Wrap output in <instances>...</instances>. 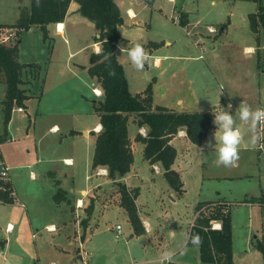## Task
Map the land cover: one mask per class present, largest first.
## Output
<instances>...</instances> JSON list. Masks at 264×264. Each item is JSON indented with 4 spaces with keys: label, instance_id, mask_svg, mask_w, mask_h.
I'll return each mask as SVG.
<instances>
[{
    "label": "rangeland",
    "instance_id": "1",
    "mask_svg": "<svg viewBox=\"0 0 264 264\" xmlns=\"http://www.w3.org/2000/svg\"><path fill=\"white\" fill-rule=\"evenodd\" d=\"M262 2L264 4V0ZM29 3L30 0H0V24L15 23L20 11L28 7ZM176 4L177 6L183 4L194 10L198 7V11L191 14L194 19L198 17L204 22L221 21L220 26L229 20L232 23L225 30L217 23H213V32L206 30L197 37L194 33L186 34L177 24L174 2L153 0L151 6L142 3L137 8V1H134L131 6L136 10L140 8V17L148 20L150 27L144 30L125 27L124 32L135 40L148 42L143 46L149 51L153 45L149 40L157 41L160 44L155 52L167 57L160 68L154 67L150 57L144 68L138 69L131 62L127 51L120 48L124 46L127 48L126 43L119 41L117 60L123 62L130 92L132 94L142 92L154 79L153 105H165L175 111L204 112L208 111L206 105L210 107L214 106L213 104H218L216 108L220 110L221 107L229 106L227 95L238 101L234 105L235 108L229 110L234 116L235 114L238 116L240 105L247 104L252 109L259 108L260 105L264 107V31L260 28L258 33L251 32L247 17L248 13L256 11L257 4L249 0H177ZM126 6L128 3L122 6L123 11ZM156 13L160 15L158 20L155 19ZM16 31L10 27L0 28V42L14 44L20 41L18 44L20 61L36 63L39 69L26 67L23 70L20 87L24 89L29 99L25 100L26 109L23 108V111H18L16 106L13 107L7 133H4L2 112L5 83L3 80L0 81V141L4 140L0 150L10 166L9 178L15 194L12 203H0V264H31L36 254L41 260L48 261L49 258H54L51 246L53 242H58L62 248L70 252L73 249L67 245V240L59 237L58 231H48L44 227V223L49 220L48 217L54 220L55 213L51 204L52 198L48 194L52 183L49 185V181L40 175L44 169L46 171L48 167L54 168L56 173L54 177H50V182L52 179H59L58 186H63L68 191L73 189L75 196L81 195L80 186L86 187L90 182L99 180L105 188L98 187L94 192L95 196L99 199L102 198L101 194L112 196L111 198L103 196L107 197V203L112 205L115 201L121 200L120 183H123L112 181L111 184L110 178L99 172L95 176L90 165L86 171L87 155L90 159L95 135L89 133V137H84L83 134L63 137L66 134L65 128L82 130L85 127L91 128L99 121L94 106H97L102 94L95 93L94 80L85 69L80 68L74 77L73 72L64 65V60L61 59L63 55L59 61H55L56 64L49 74L47 68L50 59L46 51L49 39L43 42L41 32L37 28L22 30L19 34H15ZM198 38L201 41L200 48L196 44ZM93 39L91 38L89 42L92 43ZM166 41L171 44H167ZM248 46L252 47L253 51H247ZM199 49L202 51V58H198ZM91 50L92 46H89L76 55L80 65L88 64V54ZM59 65L62 70L60 72ZM44 78L46 86L44 83L45 87H42ZM166 90L169 93H166ZM40 96H42L40 103L51 109L45 115L39 110ZM134 119V115L130 116L128 123L131 144L137 134ZM50 121L60 126L59 132L47 131ZM249 123L251 124L250 121ZM243 125V121L234 120L233 128L240 127L242 141L238 149V159L228 166L216 163V151L202 152L189 142L191 149L187 153L185 140L179 141V158L175 168L180 170L184 182L185 190L182 194L175 192L163 172L157 173L155 168L152 169L150 163L143 157V144L139 141L135 143L133 171L129 177H125L131 187L125 186L128 189L138 187L139 192L135 201L141 203L142 209L150 214V219L154 221L162 235V241H168L170 253L175 251L174 257L171 258L172 264L173 262L200 264L198 246L186 244L187 231L194 218L196 204L199 201L215 200H225L231 205L233 264H264V255L253 246L257 239L264 244V227L261 225L264 224V217L258 215L256 221L252 220L247 226L248 212L245 208L247 203L244 201L251 202L260 193L258 177L250 175L256 162L261 166L264 164V153L259 152L260 156L258 155L257 135L254 138ZM258 126L259 122L254 128L257 129L256 133ZM213 138L219 139V125L210 132L207 141ZM244 143L248 146L254 143V146L247 147L250 150L242 149ZM63 156H71L74 159V166L64 165ZM76 156L82 165L78 170H75ZM30 171L36 173V179L30 178ZM88 172L92 176V181L84 179L85 173ZM240 174L242 176L237 177ZM262 184L264 185L263 177ZM169 194L175 200H172ZM53 201L56 203L55 199ZM71 201V198L67 200L66 205ZM72 207L74 206H68V210L74 213V210L70 209ZM120 207L111 206L100 213L97 206L94 217L98 222L95 228L99 236L95 240L105 238L111 247L122 244V248L125 249L126 243L131 241L127 239L128 214L126 210L121 212L123 207ZM136 207L139 215V211L142 213V210L137 204ZM27 214L30 215L31 224ZM8 222L12 223L11 226ZM116 224L122 226L123 234L119 237H115ZM170 230L174 231L175 235L170 237ZM108 247L109 245L105 247L107 252ZM120 249L118 253L122 256ZM108 258L112 262L114 255L109 254Z\"/></svg>",
    "mask_w": 264,
    "mask_h": 264
},
{
    "label": "trees",
    "instance_id": "2",
    "mask_svg": "<svg viewBox=\"0 0 264 264\" xmlns=\"http://www.w3.org/2000/svg\"><path fill=\"white\" fill-rule=\"evenodd\" d=\"M76 1L82 16L91 20L97 31L96 42L100 43V51L92 53L89 58L87 72L98 83L102 96L94 106L99 116L100 130L95 135L91 166H103L107 176L115 181L130 170L133 162V152L129 139L128 123L130 116L138 126H146V135L137 133L135 141L143 144V157L150 163H160L163 174L169 184L178 193L182 192V182L179 177L171 175V169L177 151L170 140L180 129H184L188 139L200 145L212 127L214 113L211 111L188 112L175 111L162 105H153L152 82L136 94L129 90L123 66L117 60L116 48L120 39L119 26L123 19L119 7L114 0H30L29 6L20 11L18 20L11 24H0V28H15V34L38 26L43 40L48 38L46 25L63 21L69 4ZM151 3L153 0H145ZM236 1V0H234ZM257 4L255 12L248 13L251 32L264 31V4L262 0H249ZM182 12L178 23L187 24V18ZM229 21L221 24L225 28ZM156 48L160 43H152ZM26 67H36V63H25L19 59L18 43L5 44L0 42V81L5 83V94L2 100L4 133L11 118L13 107L25 108L28 99L23 88L22 72ZM44 79L42 81L43 85ZM41 85V86H42ZM70 134H76L71 130ZM3 141V140H2ZM0 141V142H2ZM1 159V155H0ZM119 184V181H117ZM121 186L120 205L126 210L134 233L141 234L144 226L139 218L135 199L138 187L128 189L124 183ZM60 193V191H57ZM15 200L13 188L8 179L0 175V203H12ZM55 200H58L55 197ZM249 201V200H244ZM251 201V200H250ZM264 209V195L258 199ZM230 203L225 200L199 201L194 210L193 222L188 231L187 243H191L193 234H198L201 242L199 258L201 264H233L232 220ZM92 204L87 207L90 213ZM217 221L219 228H212L211 222ZM253 246L264 255V244L257 239Z\"/></svg>",
    "mask_w": 264,
    "mask_h": 264
},
{
    "label": "crops",
    "instance_id": "3",
    "mask_svg": "<svg viewBox=\"0 0 264 264\" xmlns=\"http://www.w3.org/2000/svg\"><path fill=\"white\" fill-rule=\"evenodd\" d=\"M115 3L117 4V6L119 7L123 22L122 24L119 26L118 30H119V34H120V39L117 42V48H116V57L117 56V52L118 49L120 47V43L119 41H124L126 43V47H120L122 50L126 51L125 49H130L132 47L135 46V44L139 43L142 46L145 43L148 42H141L138 40H135L132 36L127 35L124 30L126 31L125 27H129V28H137V29H148V27H150V22L148 20H145L143 18L140 17V8L139 10L133 8L131 6L132 3H134V1H137V8L138 6H141V4H146V5H150L153 4V1L151 3H148L145 0H114ZM175 3L174 5V10L177 11V17L179 19L180 14L182 12L185 13L184 17L187 18V24L185 26H182L178 23L177 24L186 32V34H195L197 37H199L200 35L204 34V31H208V27H212L213 23H217L220 26V22H204L202 21L200 18H192L191 14H195L198 10L197 9H193V8H187L186 6H184L183 4H179L177 6L176 2L177 0H169ZM239 1V0H236ZM125 3H128V6L125 7L124 11L126 13H124L122 6L125 5ZM211 3H214L213 1H211ZM185 8V9H183ZM197 10V11H196ZM196 11V12H194ZM129 12V13H128ZM152 15V13H151ZM159 13L155 14V19L158 20L159 18ZM175 16H172V18L174 19ZM244 17V16H243ZM247 18V17H246ZM126 19L130 20L127 21ZM224 23V22H223ZM221 23V24H223ZM231 21L229 20V23L227 24V28L231 25ZM1 24H6V23H1ZM60 27V28H59ZM223 28L224 30L227 28ZM37 28L38 30H40V28L38 26H33L30 28V30ZM46 29H47V36H48V43H47V52L49 54V66L47 68V70H49V74L52 72L53 70V65H55V61H59L61 55H63V58H61L62 60H64V65L73 72V76H76V71H78V69H85L87 71V68L89 66V58L90 55L92 53H97L100 51V43L96 42V39H93V37H96V29L94 27V24L91 20H89L88 18L84 17L81 15V13L79 12V4L76 1H71L69 4V7L67 9L66 15L63 19V21L61 22H55V23H49L46 25ZM223 31V30H222ZM41 32V30H40ZM42 35V32H41ZM92 40V43L90 39ZM43 39V38H42ZM90 40V42H89ZM45 40H43L44 42ZM20 41H17V43L19 44ZM149 42L154 43L153 40H149ZM155 43H157V41H155ZM167 44H171V42L166 41ZM196 44L199 45L200 48V38H198V41H196ZM89 46H92V50L91 53H89V58H88V64L87 65H80L81 63L78 62V59H76V55H78L80 52H82L83 50H85L86 48H88ZM146 47V46H143ZM152 50L149 51L148 48H145V50L149 53V58L152 57V63L154 65L155 68H160L163 60H165V58L167 57V55H162V54H157L155 51L158 50V48H151ZM247 51H253V48L248 46L246 48ZM200 53L198 55V58H202V51L199 49ZM88 57V56H87ZM149 60V59H148ZM147 60V61H148ZM118 61L121 63V65L123 66V62L122 60L120 61L118 59ZM60 63V62H59ZM52 68V69H51ZM124 69V66H123ZM58 71H62L60 68V65L58 66ZM47 73V72H46ZM88 73V72H87ZM125 73V71H124ZM47 75V74H46ZM126 76V75H125ZM46 77V76H45ZM48 79V77H47ZM93 79V78H92ZM127 79V77H126ZM95 82V85L93 86V88L97 89L99 86L96 85L98 84L95 79H93ZM45 78H44V82H43V86H46V82H45ZM154 79L151 80L152 83H155ZM45 83V86H44ZM127 83H128V79H127ZM128 87H129V83H128ZM100 90V89H99ZM152 91L154 93V88H153V84H152ZM152 93V94H153ZM166 93H169L168 90H166ZM101 94V91H100ZM99 94V95H100ZM41 97L38 100L39 103L41 102ZM230 95H227L228 103L229 105H231V108L229 109L227 106H224L222 108H225V110H231L233 108H235V104L236 100H234V97L231 99L229 98ZM38 98V97H37ZM246 98V97H245ZM29 99V98H28ZM154 99H155V95H153V103H154ZM215 101V100H212ZM211 101V102H212ZM160 102V101H159ZM26 103V102H24ZM181 103V102H180ZM240 103V102H239ZM41 106L39 108L40 112L45 115L47 114L49 110L46 107H44L42 104L40 103ZM156 105V104H155ZM214 106H208L206 105L205 107L207 108L208 111L211 112H217L219 111L218 108H216L218 106V104H213ZM217 105V106H216ZM165 106V105H164ZM167 107V106H166ZM209 107V108H208ZM241 107V105H240ZM170 108V107H168ZM259 108H264L263 105H260ZM26 109V107H25ZM221 109V108H219ZM10 123V121H9ZM243 126H246V129L251 133V135L254 136V138H256V132L252 127V125L248 122L245 123L243 122ZM136 133H140L141 135H145L147 132V127L146 126H138L136 124ZM101 128V125L98 122L94 123L93 126L91 128H83L82 130H77V129H68L65 128L64 130L66 131V134L63 137H67L69 135L72 136H77L79 134H83L84 137H89V133L92 134L93 131L95 133H97ZM216 128H218V124L212 123V127L209 129L207 136L203 139V141L201 142L200 145H196L198 149H200L202 152H205L207 150H214L217 151V148L219 146V139H210L208 140V136L210 134L211 131L215 130ZM60 126L55 123L50 121L48 127H47V131L53 132V133H57L60 131ZM67 129V130H66ZM70 130H76L77 133L76 134H70ZM129 132V129H128ZM133 135V134H131ZM95 137V136H94ZM131 137V136H129ZM10 138V136H9ZM8 138V139H9ZM7 139V140H8ZM184 141L185 144V150L188 153V150L191 149L189 147V142L191 144H193L187 137L186 132L184 129H180L176 135H174L172 137V139L170 140V143L176 148L177 151V155L176 158L173 162V164L171 165V169H173L176 173H177V177L180 178L181 182H182V192L185 190L184 187V182L181 179V172L180 170L176 169L175 167L177 166L178 163V158H179V148H178V143L179 141ZM4 141V140H3ZM0 142V145L1 143ZM138 141H134L132 142L131 146H132V152L134 151L135 148V143H137ZM254 143L252 145H249L247 143H244L242 149H247V147H252L253 148ZM250 150V149H247ZM93 153V150H92ZM91 153V154H92ZM0 155H1V160L3 162V164L7 167V179L11 182V178H9V169L10 166L6 163V160L3 157V153L0 150ZM254 155V154H253ZM259 155V152H258ZM260 156V155H259ZM91 159H92V155L91 158H88L87 155V161H86V171L89 169V167L87 168L88 165L91 166ZM62 160H64V165H69V166H74V159L71 156H63ZM76 168L75 170H78L82 167L81 165V161L80 159L76 156ZM89 160H90V164H89ZM259 161V160H256ZM260 162V161H259ZM152 166V169L157 173H162L163 172V168H161L160 163H153L150 164ZM92 169V172L95 173V176H97V173H101V175L105 174L107 175V170L105 167L103 166H97V167H90ZM263 168V169H262ZM54 168L48 167L40 172V175L43 176L45 179H47L49 181V185L52 183V186L50 187V192L48 193L50 195V198H52V205H53V212L54 214V220H52V218L48 217L49 220H47V222L44 223V227H46V229L48 231H58L59 233V237L64 238L65 240H67V245L73 247V249H71V252L69 250H66L64 248H62L60 246V244L57 243H52V250L54 252V258H49L48 261L45 260H41L39 255L36 254V258L32 260L31 264H172V260L171 258L174 257L175 255V251L173 250L170 253L169 247H168V241L167 240H163L165 243H163L162 241V235L159 232L158 227L155 225L154 221L152 222V220L150 219V214L147 212V210L142 209L141 207V203H137V200L135 201V203L137 204V206H139V208H141L142 213L139 211V216L141 219V222L144 226V231L141 234H136L134 233L132 226L130 224V221L127 217V228L129 229V233H127V239L131 240L129 241V243H126V248H122V244H118L116 246H110L109 241L105 240V238L103 239H98L95 240V238H98L99 234H96L97 229L95 227H97L98 222H96V218L94 217L95 212L97 210V206H98V210H100V213H103L105 210H108L109 208H111V206H115L118 205L119 207L120 205V201H115V203L112 204H108L107 202V197L111 198L112 196L109 195H105V194H101L102 198L99 199L97 198L95 195V191L98 190V187H102V184L99 183V180H94V183L90 182L89 186L86 187H82L80 186L79 188V192L81 193V195L79 196H75L74 190L71 189L70 191H68L65 187L63 186H58L59 184V179H52V182H50V177H54V173L55 170ZM133 171V167L131 164L130 170L127 174H125V176L115 180V181H121L123 182L126 186H130V184H128L126 182L125 177L126 176H130V173ZM242 175L244 176H248V174L242 173ZM241 174L237 177H241ZM29 176L30 178H37L36 173L34 171H30L29 172ZM250 177H258V184H259V195L258 197H256V199H253L251 202L246 201L245 203H247V205L245 206L247 212H248V218H247V226L250 225L252 220L257 219L258 215H261L264 217V209L262 207V205L260 204V202L258 201V199L260 197H262L264 195V185L262 184V177L264 178V164L257 163L254 167V169L252 170V174L250 175ZM84 179L87 181H92V176L91 174L85 173ZM111 184L112 181L111 180ZM12 185V182H11ZM13 188V185H12ZM60 191V193H58L57 191ZM177 193V191H175ZM181 193H177V194H182ZM13 195L15 198V194H14V190H13ZM170 195V198L172 200H175L173 196ZM82 196V197H81ZM103 196H107V197H103ZM254 196V195H253ZM55 197L58 199L56 200V203H54L55 201H53V199H55ZM71 198V203L69 205H66L67 200H70ZM88 200V202H87ZM87 202V204L85 205V203ZM92 204V209H90V213H87L86 207L89 204ZM56 204V205H55ZM68 206H74L72 208H70L71 210H74L73 212H70L68 210ZM122 208V206L120 207ZM125 210L124 208L121 210V212ZM124 212V211H123ZM76 213V214H75ZM73 214L75 215V217H73ZM147 214V215H146ZM28 215V214H27ZM30 215H28L29 218ZM32 220H30L29 218V223L31 224ZM193 222V219H192ZM191 222V223H192ZM8 224L11 226L12 223L8 222ZM73 226H71V225ZM119 225V224H116ZM262 227H264L263 223L261 224ZM191 226V224H190ZM189 226V228H190ZM121 228V234L120 236L123 234L122 231V226H120ZM251 228V226H249ZM116 228V226H115ZM188 228V231H189ZM253 229V228H252ZM103 232L104 230L101 229ZM188 231H187V239H188ZM175 235V232L172 231ZM99 233V232H98ZM33 235V234H32ZM115 237H119V235H117V230L115 233ZM249 237V236H247ZM255 238H257V236H254ZM186 244H187V240H186ZM250 244H252V241L250 240ZM107 245H109L108 247V252L105 249V247H107ZM121 248V249H120ZM119 249L121 250L122 256L118 253ZM75 257H74V254ZM168 253H170L171 255H167ZM109 254L114 255V259L112 262H110V259L108 258ZM200 259V258H199ZM174 264H176L175 262H173ZM201 264V262H200Z\"/></svg>",
    "mask_w": 264,
    "mask_h": 264
},
{
    "label": "clouds",
    "instance_id": "4",
    "mask_svg": "<svg viewBox=\"0 0 264 264\" xmlns=\"http://www.w3.org/2000/svg\"><path fill=\"white\" fill-rule=\"evenodd\" d=\"M131 62L138 69H143L145 63L149 59V53L145 48L137 43L130 49H125ZM231 108V105L228 106ZM234 120H240L245 123L251 122L253 128L258 122L264 121V108L252 109L247 104L240 107L238 116L230 113L229 110L222 108L214 113V123L219 125V146L216 147V163L228 166L238 159V149L242 141V133L240 127L233 128ZM253 142L255 140L253 139ZM170 237L174 235L172 230L169 232ZM201 242L198 234H193L191 243L198 245ZM167 255H171L168 253Z\"/></svg>",
    "mask_w": 264,
    "mask_h": 264
},
{
    "label": "built area",
    "instance_id": "5",
    "mask_svg": "<svg viewBox=\"0 0 264 264\" xmlns=\"http://www.w3.org/2000/svg\"><path fill=\"white\" fill-rule=\"evenodd\" d=\"M176 19V17H175ZM177 20V19H176ZM209 32H213L214 29L212 27H208ZM95 93H96V89H94ZM18 111H23L22 107H17ZM263 133H264V121L259 122V126H258V133H256L257 135V140H258V144H257V150L260 153H264V139H263ZM0 175L2 178L7 179V167L3 164L2 160L0 159ZM212 228H219L220 224L217 221H212L211 222ZM120 225H116V230H117V235L121 234V229H120Z\"/></svg>",
    "mask_w": 264,
    "mask_h": 264
},
{
    "label": "water",
    "instance_id": "6",
    "mask_svg": "<svg viewBox=\"0 0 264 264\" xmlns=\"http://www.w3.org/2000/svg\"><path fill=\"white\" fill-rule=\"evenodd\" d=\"M168 173L174 176H177V173L173 169H169Z\"/></svg>",
    "mask_w": 264,
    "mask_h": 264
},
{
    "label": "bare ground",
    "instance_id": "7",
    "mask_svg": "<svg viewBox=\"0 0 264 264\" xmlns=\"http://www.w3.org/2000/svg\"><path fill=\"white\" fill-rule=\"evenodd\" d=\"M129 13V12H128ZM60 28V27H59ZM96 93L99 95L100 94V90L97 88L96 89Z\"/></svg>",
    "mask_w": 264,
    "mask_h": 264
}]
</instances>
